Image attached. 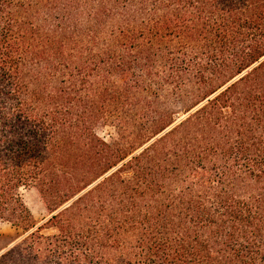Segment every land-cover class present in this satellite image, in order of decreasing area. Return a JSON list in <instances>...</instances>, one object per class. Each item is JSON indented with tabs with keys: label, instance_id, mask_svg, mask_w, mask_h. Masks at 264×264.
Here are the masks:
<instances>
[{
	"label": "trees",
	"instance_id": "trees-1",
	"mask_svg": "<svg viewBox=\"0 0 264 264\" xmlns=\"http://www.w3.org/2000/svg\"><path fill=\"white\" fill-rule=\"evenodd\" d=\"M0 222V264H264V0H0Z\"/></svg>",
	"mask_w": 264,
	"mask_h": 264
},
{
	"label": "rangeland",
	"instance_id": "rangeland-1",
	"mask_svg": "<svg viewBox=\"0 0 264 264\" xmlns=\"http://www.w3.org/2000/svg\"><path fill=\"white\" fill-rule=\"evenodd\" d=\"M98 134L107 142H113L116 139L117 132L112 127H105L98 130ZM24 200L34 215L39 225L48 219V214L42 204L39 195L34 190H25L23 192ZM23 235V232L6 222H0V255L13 244H15Z\"/></svg>",
	"mask_w": 264,
	"mask_h": 264
}]
</instances>
